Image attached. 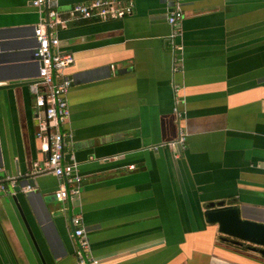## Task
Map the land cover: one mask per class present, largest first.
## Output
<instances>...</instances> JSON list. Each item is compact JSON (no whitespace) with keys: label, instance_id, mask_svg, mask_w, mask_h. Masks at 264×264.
<instances>
[{"label":"crops","instance_id":"1","mask_svg":"<svg viewBox=\"0 0 264 264\" xmlns=\"http://www.w3.org/2000/svg\"><path fill=\"white\" fill-rule=\"evenodd\" d=\"M93 1L55 5L65 25L52 31L75 57L64 158L83 178L62 202L60 179L37 172L49 141L29 89L47 13L0 0V176L33 182L0 192V264H78L71 215L99 264H264L261 246L236 243L205 216L224 200L264 224V0H119L133 12L76 18L73 7Z\"/></svg>","mask_w":264,"mask_h":264},{"label":"built area","instance_id":"2","mask_svg":"<svg viewBox=\"0 0 264 264\" xmlns=\"http://www.w3.org/2000/svg\"><path fill=\"white\" fill-rule=\"evenodd\" d=\"M58 0H34V5L45 8L46 17L34 29L36 44L33 47V59L39 64L38 75L29 83L30 92L35 98V107L44 115V122L40 125L39 136L49 141V156L44 167L37 166L38 171H51L59 179V188L55 191L58 200L65 202L80 193L82 176L78 173L75 162H66L64 158L65 135L62 126L70 117L68 93L72 85L71 78L65 73L75 62L74 54L60 51V39L52 28L64 26L59 11L56 9ZM76 18L101 19L123 17L133 12V4L122 3L119 0H95L90 4H77L73 7ZM183 12L180 5L171 11L168 21L173 27L171 38L175 40L180 34V22ZM174 48L178 46L174 44ZM178 93L180 88L175 89ZM180 98L176 99L175 112L180 118L182 111L178 108ZM187 133L180 128L178 144L185 148ZM131 165L130 168H134ZM18 184L15 177L0 176V192H7L10 186ZM25 186V190H31ZM74 236L78 243L76 257L78 264H99V259L91 252L90 240L86 233L83 220L79 215H71Z\"/></svg>","mask_w":264,"mask_h":264},{"label":"water","instance_id":"3","mask_svg":"<svg viewBox=\"0 0 264 264\" xmlns=\"http://www.w3.org/2000/svg\"><path fill=\"white\" fill-rule=\"evenodd\" d=\"M29 182L18 183L17 189L32 185ZM205 216L208 222L218 223L219 231L228 237L235 239L236 243L240 241L249 242L261 246V252L264 254V224L243 219L240 215L239 208L226 201L210 202L207 204ZM228 240V238H225Z\"/></svg>","mask_w":264,"mask_h":264}]
</instances>
